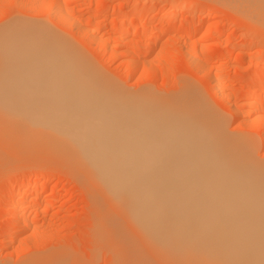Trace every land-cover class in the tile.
Masks as SVG:
<instances>
[{
  "label": "bare ground",
  "instance_id": "obj_1",
  "mask_svg": "<svg viewBox=\"0 0 264 264\" xmlns=\"http://www.w3.org/2000/svg\"><path fill=\"white\" fill-rule=\"evenodd\" d=\"M15 1L26 11L43 9L78 40H92L86 28L81 29L80 19L78 23L69 17L68 11H73L69 4ZM214 1L247 12L242 15L264 25V0ZM27 19L0 23L6 24L0 28V157L45 160L76 176L89 189L98 225L130 255L129 264H264V161L255 158V145L227 131L228 122L224 125L194 95L192 84L191 91L175 100L172 95L151 98V93L149 98L146 92L131 95L124 86L106 81L67 36L42 19ZM171 20L157 37L177 26L196 33L203 24ZM125 26L116 25L122 43L127 34L140 29ZM144 41L146 50H136L137 58L151 52L152 40ZM98 44L103 50L101 41ZM199 51L203 55L206 46ZM188 55L184 57L188 65L209 80L208 66ZM218 81L209 80L211 92L229 105ZM262 95L257 91L250 105L242 103L250 106L244 113L241 105L237 109L229 105L239 125L258 131L261 145L264 119L249 120L248 115L261 106ZM36 181L31 190L38 186ZM25 203L24 196L18 208ZM28 226L26 217L16 220L15 237ZM61 257L43 258L38 264H59Z\"/></svg>",
  "mask_w": 264,
  "mask_h": 264
},
{
  "label": "rangeland",
  "instance_id": "obj_2",
  "mask_svg": "<svg viewBox=\"0 0 264 264\" xmlns=\"http://www.w3.org/2000/svg\"><path fill=\"white\" fill-rule=\"evenodd\" d=\"M3 1L0 0V23L6 21L7 24L9 19L12 21L27 19H23L24 16L33 19H27L30 21L42 19L41 23L46 22L47 26L54 31L62 33L61 35H65V38L68 37L67 39L76 49L80 48L82 51L79 50V52L82 56L106 81L113 83L116 87L122 85L121 87L131 90L128 92L126 89L127 93L136 91L137 94H133L141 96L148 93L147 97L151 93L150 97L154 94L161 99L172 95V100H175L191 91L189 89L193 86L194 95L207 108L209 107L212 113H217L222 122L224 121V125L228 122L226 130H231L232 133L237 132L234 134L251 141L252 145H255L253 146L255 149L252 147L255 158L264 161L261 159L264 158V143L262 142L261 145L262 140L259 133L257 134L258 131H254L253 127L246 129V126L239 125L232 110L229 111L230 106H234L235 109L236 106L240 108L242 103L250 105V102L254 101L251 95L257 91H261L264 96V25L252 16L250 20L249 16L242 15L247 12L242 11L241 14L239 9L238 13L237 8L234 10L231 6H227L228 4L226 7L222 5L226 3L221 4L214 0H59L58 4L53 0L57 4L56 7L69 4L70 11L73 10L71 13L68 11L69 17L80 19V24L83 26H79L81 29L86 28L87 33L84 32L89 40L92 39L90 43L78 40L79 37L77 38L72 30L65 27L67 25L62 28L57 20L50 18L51 16L49 17L48 13L41 8L38 10L42 11L36 9H34L36 11L33 9L28 11L30 8L26 11V8L22 7L25 9L23 10L15 0ZM39 1L48 3V0H38L37 3ZM66 6L65 8L68 9ZM19 16L22 19L18 18ZM170 19L176 22L177 20L188 22L191 25L203 22L201 23L203 27L201 26L200 31L191 33L177 26L164 32L161 37H157V33L170 22ZM118 23L119 28L122 24L123 27L128 25V27L140 29L127 34L122 43L117 39L120 34V29L116 27ZM6 24L4 23L3 26ZM3 26L0 25L1 30ZM150 28L152 30L148 32ZM156 37L158 42L155 40ZM146 38L152 40L148 46L151 52L147 57L140 55L141 57L137 58L134 54L137 53L136 50L141 49L140 52L146 50L144 49L147 47L144 44ZM100 41V45H104L102 46L104 51L100 49L101 46L97 47ZM205 46L206 52L202 55L199 49ZM188 54L208 66L206 72L210 79L217 77L218 82L222 83L223 93L226 92L224 94L228 96L225 102L229 101L230 106L226 105L227 103L224 104L211 92L212 87L210 88L211 84L208 83L210 79L207 80L204 77V80L203 76H198L193 67L188 65L184 58L189 57ZM133 62L136 68L131 70ZM195 88L200 97L195 93ZM180 90H183L182 94H179ZM246 92L250 96L244 94ZM169 96L167 99L170 98ZM259 100L258 103L261 106L258 104L259 109L255 110L257 109L255 105L256 108L253 111L256 112L248 115L249 120L257 116H262L264 119V97ZM249 105H246L248 108L242 106L241 112L249 110ZM242 117L247 118V116ZM2 157H0V264H32L31 261L35 262L33 264H38L46 258L51 259L56 256L60 260L62 254L64 264H129L130 255H127L125 251L122 252L121 246L119 248V244L113 242L98 225L94 212L95 205L90 198L89 189L79 182L76 176L45 160L31 157L37 160L35 162L28 156L25 159L21 156L20 158L11 156L13 160L11 157L9 160L8 156ZM35 181L38 186L36 190H31ZM24 196L26 203L24 207L18 208ZM25 217L29 222L27 231L25 230V233L16 238L17 236L13 234L15 222ZM27 258L31 260V263L25 262ZM63 262L60 263L63 264Z\"/></svg>",
  "mask_w": 264,
  "mask_h": 264
}]
</instances>
